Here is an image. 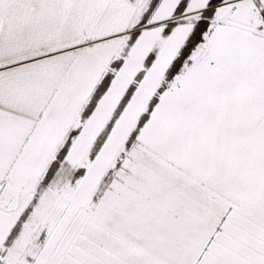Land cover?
I'll return each instance as SVG.
<instances>
[{
  "label": "snow or ice",
  "instance_id": "snow-or-ice-1",
  "mask_svg": "<svg viewBox=\"0 0 264 264\" xmlns=\"http://www.w3.org/2000/svg\"><path fill=\"white\" fill-rule=\"evenodd\" d=\"M0 264H264V0H0Z\"/></svg>",
  "mask_w": 264,
  "mask_h": 264
}]
</instances>
